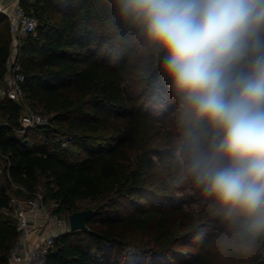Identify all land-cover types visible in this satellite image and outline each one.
<instances>
[{
	"label": "trees",
	"instance_id": "obj_1",
	"mask_svg": "<svg viewBox=\"0 0 264 264\" xmlns=\"http://www.w3.org/2000/svg\"><path fill=\"white\" fill-rule=\"evenodd\" d=\"M19 6L37 23L18 49L22 89L48 125L17 134L22 108L0 101V264H8L18 238L8 196L14 187L24 199L41 189L43 204L53 203L59 216L92 211L85 230L55 240L46 264H128V247L146 254L135 264H217L210 245L218 238L231 242L224 257L243 263L236 248L248 247V263L264 264V232L252 235L244 217H228L192 172L217 134L206 121L193 122L164 70L165 53L121 13L118 0ZM10 54L0 14V80ZM144 230L152 247L135 238Z\"/></svg>",
	"mask_w": 264,
	"mask_h": 264
},
{
	"label": "clouds",
	"instance_id": "obj_2",
	"mask_svg": "<svg viewBox=\"0 0 264 264\" xmlns=\"http://www.w3.org/2000/svg\"><path fill=\"white\" fill-rule=\"evenodd\" d=\"M118 5L165 53L164 70L193 122L217 134L192 166L197 182L228 217H244L247 232H264V0Z\"/></svg>",
	"mask_w": 264,
	"mask_h": 264
},
{
	"label": "built area",
	"instance_id": "obj_3",
	"mask_svg": "<svg viewBox=\"0 0 264 264\" xmlns=\"http://www.w3.org/2000/svg\"><path fill=\"white\" fill-rule=\"evenodd\" d=\"M0 12L3 13L1 8ZM4 16L11 36V54L8 71L0 80V101L9 100L22 108L21 130L16 133L23 134L27 129L48 125V118L33 110L25 101L22 89L24 76L17 60L21 39L34 34L37 23L33 16L21 9L19 0L14 1L12 10ZM67 143L68 141L63 140L60 145L65 147ZM9 207L16 222L18 238L8 254V264H46L55 240L70 231L68 215L53 214L43 204L42 195L37 192L29 199L10 198ZM39 223L42 224L44 234L38 236L30 246H25L26 238L39 229Z\"/></svg>",
	"mask_w": 264,
	"mask_h": 264
},
{
	"label": "rangeland",
	"instance_id": "obj_4",
	"mask_svg": "<svg viewBox=\"0 0 264 264\" xmlns=\"http://www.w3.org/2000/svg\"><path fill=\"white\" fill-rule=\"evenodd\" d=\"M43 116L47 117L45 115H43ZM61 141H63V140H61ZM3 170H4V164L0 161V187H3ZM15 190H16V187L9 190L8 196L10 198H17L14 196ZM37 193L42 195V190L39 189L37 191ZM175 193H176V195H180L177 192H175ZM17 199L24 200L23 197L17 198ZM45 205L49 210H51L53 212V210L55 208L53 203H48ZM196 208L197 207L195 206V209ZM62 216H66V215L62 214ZM134 234H135L136 240L140 241V244L143 243V245H146V247H152L153 244L150 242L151 233L149 231H146V230L137 231ZM229 245H231V242L227 238H218L213 243H211L210 250H211V253H213L214 255H217V264H249L248 263L249 262L248 256H246V254L248 252V247H245V248L244 247H237L236 248L237 250H239L242 253V255L244 254L242 259H244L243 261H245V262H243V263H241L239 260H234V259H229V258L224 257L223 256L224 249ZM176 249L178 252H181V253H187V252H193L194 251V250L187 248V247H179ZM145 255L146 254L142 250L136 249L135 247H128L124 251V258L128 264H135L137 262H142L146 258ZM153 256L156 259L159 258L158 254H153ZM147 260H148L147 263L151 264L150 263L151 259L148 258Z\"/></svg>",
	"mask_w": 264,
	"mask_h": 264
},
{
	"label": "water",
	"instance_id": "obj_5",
	"mask_svg": "<svg viewBox=\"0 0 264 264\" xmlns=\"http://www.w3.org/2000/svg\"><path fill=\"white\" fill-rule=\"evenodd\" d=\"M92 214L91 210H84L76 213L69 214L67 216L70 231L85 230V222L87 218Z\"/></svg>",
	"mask_w": 264,
	"mask_h": 264
},
{
	"label": "crops",
	"instance_id": "obj_6",
	"mask_svg": "<svg viewBox=\"0 0 264 264\" xmlns=\"http://www.w3.org/2000/svg\"><path fill=\"white\" fill-rule=\"evenodd\" d=\"M15 0H0V8L3 10V13L0 12L1 15L9 13L12 10L13 4ZM5 17V16H4ZM39 229L35 232L31 233L25 240V246H30L32 242L38 237L44 234V230L41 228L42 224L39 223Z\"/></svg>",
	"mask_w": 264,
	"mask_h": 264
}]
</instances>
